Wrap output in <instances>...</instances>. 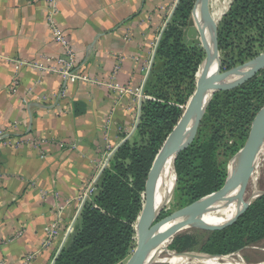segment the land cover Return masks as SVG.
<instances>
[{
    "label": "crops",
    "instance_id": "crops-1",
    "mask_svg": "<svg viewBox=\"0 0 264 264\" xmlns=\"http://www.w3.org/2000/svg\"><path fill=\"white\" fill-rule=\"evenodd\" d=\"M176 5L61 0L57 24L74 52L73 71L89 80L67 82L37 66L65 57L46 25V5L0 0V264L29 257L26 264H53L79 197L99 185L114 151L134 134ZM59 219L58 239L44 246L45 229Z\"/></svg>",
    "mask_w": 264,
    "mask_h": 264
},
{
    "label": "trees",
    "instance_id": "trees-1",
    "mask_svg": "<svg viewBox=\"0 0 264 264\" xmlns=\"http://www.w3.org/2000/svg\"><path fill=\"white\" fill-rule=\"evenodd\" d=\"M193 2L180 0L174 16L186 13ZM263 14L264 0H234L220 22V33L230 35L236 27L253 25ZM181 18L186 19L185 16ZM202 62L200 48L187 42L185 32L171 25L164 30L149 73L154 82L148 95L153 100L141 104L133 138L124 141L112 154L100 174L96 194L83 205L53 264H120L128 258L131 243H135L134 226L143 204L147 175L181 116L179 107L195 89ZM215 143L211 138L192 151L179 154L174 161L176 179L188 173L191 155L200 161L193 185L188 190L194 201L217 191L222 185L223 175L214 160ZM255 206L258 216L251 218L248 208L228 228L207 232L209 238L201 252L229 255L264 238V197L259 198Z\"/></svg>",
    "mask_w": 264,
    "mask_h": 264
},
{
    "label": "rangeland",
    "instance_id": "rangeland-1",
    "mask_svg": "<svg viewBox=\"0 0 264 264\" xmlns=\"http://www.w3.org/2000/svg\"><path fill=\"white\" fill-rule=\"evenodd\" d=\"M174 1L177 2L175 7L176 11L179 7L180 0ZM208 2L209 11L213 16L212 20L215 24H218L217 50L219 53V74L230 72L235 73L222 84L218 92L216 91L214 93L207 108L204 110L201 119L191 126L187 137L181 144V146L185 145L181 148L179 154L190 152L198 145L214 138L216 140L214 160L223 175V182L220 186L221 188L229 179V176L233 175V169L239 162L238 156L235 155L243 148L254 118L264 106V64L259 69L252 71H238L239 68H242L264 56V14L263 16H260L253 25L249 24L236 27L231 31L232 33H230V35H227V33H220V22L222 21L223 16L228 13L227 9L231 8L232 2L234 1L209 0ZM195 10L196 0H194L186 13L184 11L180 15H173L168 26H175L182 32L187 31L188 28L194 26ZM182 16H185L186 19L181 18ZM186 40L187 42L191 41L188 37H186ZM192 40L195 42L191 43H195L200 48L204 58L205 52L200 45L201 37L197 31H195ZM195 76L197 75L195 74ZM145 81L146 84L142 95L149 97L148 92L154 81L149 76ZM196 84L197 80L195 81V89L193 93L189 96L186 103L179 107L181 116L178 122L182 119L188 102L195 95ZM145 101L148 100L143 99L142 103ZM133 135L134 134L132 133L128 134L127 139H132ZM259 159L260 164L257 174V187L264 193V146ZM199 165L200 161L197 157L191 155L188 173L184 174L181 179H176L170 202L167 207L160 212L159 217L152 224V227L157 226L173 212L185 208L194 202V200H192V195L188 190L193 185V178L197 174ZM97 187L98 186H88V191H84V194L87 196V202H90L92 197L96 194ZM261 197H264V195L259 198ZM259 198L249 206L251 209L249 216L251 215V218L258 216V211H256L258 207H256L255 204ZM141 202H143V204L141 203L142 208L145 202L143 195ZM62 226L63 221L61 220L59 227L60 233ZM208 238L209 234L207 232L192 228L183 230L174 236L172 242L168 246V252L176 255L185 252L199 253L201 252L202 246L207 243ZM134 249L135 243L132 241L128 258L120 264L126 263ZM236 252H240L241 259L246 263H264V238L251 244H247L242 249L236 250ZM169 253H162L159 257L161 263L155 264H165L163 262L171 257Z\"/></svg>",
    "mask_w": 264,
    "mask_h": 264
},
{
    "label": "water",
    "instance_id": "water-1",
    "mask_svg": "<svg viewBox=\"0 0 264 264\" xmlns=\"http://www.w3.org/2000/svg\"><path fill=\"white\" fill-rule=\"evenodd\" d=\"M234 1V0H233ZM199 3V9L201 10L204 22L207 25L210 34V46L206 45L205 41H203L204 32L198 22L195 20L194 26L188 28L185 31V36L191 39V42H195L192 40L195 35V31L201 37L200 45L205 52L204 61V72L203 77L205 80L209 81V85L204 95L202 96L198 106L190 113L187 123L188 127L183 132V134L178 135L177 125L173 128L172 132L166 138L164 143L162 144L160 150L158 151L149 173L147 175V179L145 182L143 196L145 197L144 207L141 208V211L138 215L140 216V222L138 226V232L136 234V243L135 249L129 259L125 264H147V257L150 251L161 241L171 238H174L178 233L186 229H196L202 232H217L224 230L235 223L249 208V206L260 196L264 195L260 194L256 198L252 200L245 201L244 194L247 189L250 178L255 170L257 161L261 154L262 148L264 146V106L258 112L254 121L252 123L250 132L247 136L246 142L243 148L235 155L238 156V165L235 171L234 176L223 184V186L217 191L206 195L196 201H194L189 206L182 208L178 211L173 212L168 217H166L163 221H161L157 226L152 227V224L159 217L152 219V207H153V190L155 181L157 178L158 170L160 168L161 163L164 161L167 154V144L171 141L178 138L179 142L176 145V157L175 161L180 153L181 148L185 145L181 146V141H183L189 132V129L192 125L196 124L199 119H201L204 110L207 108L211 98L213 97L214 90L217 88V92L220 90L222 84L234 75L235 72L219 74L216 78L212 75V67L214 60L217 58L219 60V53L217 50V27L218 24H215L211 18L209 11V2L208 0H196V5ZM233 3V2H232ZM230 8L227 9L229 12ZM227 14V13H226ZM225 14V15H226ZM224 15V16H225ZM223 16V17H224ZM264 64V56L260 57L256 61L249 63L248 65L239 68L240 70L252 71L255 69H259ZM237 72V71H236ZM197 74V73H196ZM238 74V72H237ZM175 164V162H174ZM175 166V165H174ZM176 174V173H175ZM237 202L240 207L236 214L230 218L226 223L216 226L209 225L200 217L207 213L219 208H222L230 203ZM137 218V220H138ZM136 220V221H137ZM170 242V243H171ZM178 256L184 257L186 260L192 259H202V260H239L238 264H251L244 262L240 257V252H236L230 255H210L206 253H196V252H185L181 254H177ZM236 258V259H235ZM256 264H264V263H256Z\"/></svg>",
    "mask_w": 264,
    "mask_h": 264
},
{
    "label": "bare ground",
    "instance_id": "bare-ground-1",
    "mask_svg": "<svg viewBox=\"0 0 264 264\" xmlns=\"http://www.w3.org/2000/svg\"><path fill=\"white\" fill-rule=\"evenodd\" d=\"M209 1V0H208ZM195 20L198 22V24L201 26L204 37L203 41H205L206 45L210 46V34L209 30L207 28L206 23L204 22L201 10L199 9V3L196 5L195 10ZM211 18H213L212 14L210 13ZM201 72L198 74L197 77V90L195 92V95L193 98L188 102L186 111L184 112V115L182 119L178 122L177 130L178 135L183 134V132L188 127L187 123V116L190 115V113L198 106L202 96L204 95L205 91L207 90V87L209 85V81L205 80L203 77L204 72V61L201 64ZM212 75L216 78L219 76V60L216 58L213 63L212 67ZM217 91V88L214 90V93ZM213 93V94H214ZM196 96V97H195ZM193 100V101H192ZM192 101V102H191ZM190 106V107H189ZM189 107V108H188ZM204 113V112H203ZM179 139L176 138L175 140L171 141L167 144V154L164 159V161L161 163L160 168L158 170L157 178L154 185L153 190V207H152V219H155L159 216L160 212L167 207V205L170 202V197L173 193L174 186L176 184V175L174 170V161L176 156V145L178 144ZM183 141H181L182 144ZM260 159H258L255 170L250 178V181L248 183L247 189L244 194L245 201L252 200L256 198L258 195L263 194V191H260L257 187V179H258V169H259ZM237 169V166L233 169V175H231V179L235 174V171ZM260 186V184H259ZM145 200V197H144ZM144 207V206H143ZM240 205L237 202L230 203L229 205H226L222 208H219L217 210L207 212L203 214L200 218L204 220L209 225H216L220 226L232 218L238 211ZM140 222V216L135 224V238L136 234L138 232V226ZM136 240V239H135ZM171 238L165 239L161 241L159 244H157L149 253L147 257V264H155V263H161L159 261V257L162 253H169L168 252V246L170 245ZM136 243V241H135ZM170 254V258L167 261H164L165 264H238V260L235 261L232 260H202V259H192V260H186L182 256H178L176 254Z\"/></svg>",
    "mask_w": 264,
    "mask_h": 264
},
{
    "label": "built area",
    "instance_id": "built-area-1",
    "mask_svg": "<svg viewBox=\"0 0 264 264\" xmlns=\"http://www.w3.org/2000/svg\"><path fill=\"white\" fill-rule=\"evenodd\" d=\"M29 1H35V2H43L47 7V17H46V25L49 29V32L53 36V39L56 44H58L63 52H64V58L63 57H45V62L47 64L40 63L37 64L38 68L43 72H59L64 77L65 81L67 82H76V81H84L88 82L89 80L85 76H81L79 74V71H73V66L75 63V57L74 52L68 42V40L65 37V34L61 30V28L57 24V13H58V4L61 0H29ZM20 65H25L24 63H19ZM149 73H147L146 78H148ZM143 94V93H142ZM141 101L143 99L146 100H153L152 97H147L144 95L140 96ZM92 193V192H91ZM87 202V196L83 194L79 197V205L77 208V211L75 213V216L72 219L70 228L66 231L64 234V241L65 243L67 237L71 234L73 230V226L79 216V213L83 207V205ZM61 211L59 210V213ZM61 219L58 221L52 223L48 228L45 229V242L44 246H50L53 241L60 235L59 227H60ZM62 244V245H63ZM31 258L29 257L24 264L27 263Z\"/></svg>",
    "mask_w": 264,
    "mask_h": 264
}]
</instances>
